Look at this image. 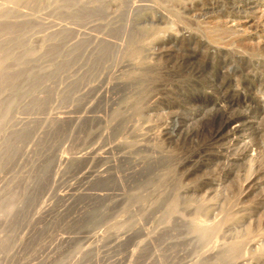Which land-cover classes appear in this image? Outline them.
Wrapping results in <instances>:
<instances>
[{"label": "rangeland", "instance_id": "obj_1", "mask_svg": "<svg viewBox=\"0 0 264 264\" xmlns=\"http://www.w3.org/2000/svg\"><path fill=\"white\" fill-rule=\"evenodd\" d=\"M16 1L0 264H264V0Z\"/></svg>", "mask_w": 264, "mask_h": 264}, {"label": "bare ground", "instance_id": "obj_2", "mask_svg": "<svg viewBox=\"0 0 264 264\" xmlns=\"http://www.w3.org/2000/svg\"><path fill=\"white\" fill-rule=\"evenodd\" d=\"M13 1H14V0H13ZM15 1H16V0H15ZM25 1H26V0H25ZM28 1H29V0H28ZM55 1H56V0H55ZM55 1H54V2H55ZM60 1H62V0H60ZM60 1H59V2H60ZM75 1H76V0H75ZM16 2H17V1H16ZM19 2H21V1H19ZM30 2H32V1H29L28 3H30ZM54 2L52 1L53 4H54ZM80 2H81V1H80ZM87 2H88V1H87ZM8 3H9V2H8ZM10 3H11V2H10ZM12 3H13V2H12ZM21 3H22V2H21ZM33 3H34V2H33ZM50 3H51V1H50ZM52 3H51V4H52ZM55 3H56V2H55ZM51 4H50V5H51ZM53 4H52V5H53ZM76 4H77V2H76ZM76 4H75V5H76ZM81 4H82V3H81ZM8 5H9V4H8ZM52 5H51V6H52ZM60 5H61V4H60ZM66 5H68V4L66 3ZM80 6H82V5H79V7H80ZM89 6H90V5H89ZM250 6H251V5H250ZM9 7H10V6H9ZM16 7H17V6H16ZM16 7H15V8H16ZM31 7H32V6H31ZM67 7H68V6H67ZM71 7H72V6H71ZM93 7H94V6H93ZM204 7H205V6H204ZM74 8H77V7H74ZM74 8H73V11H74ZM91 8H92V7H91ZM0 9H1V7H0ZM16 9H17V8H16ZM16 9H15L14 11H16ZM19 9H20V8H19ZM28 9H29V8H28ZM82 9H83V8H82ZM1 10H2V9H1ZM1 10H0V11H1ZM12 10H13V9H12ZM17 10H18V9H17ZM31 10H32V9H31ZM84 10H85V9H84ZM4 11H5V10H4ZM73 11H72V12H73ZM85 11H86V10H85ZM92 11H93V10H92ZM21 12H22V11H21ZM33 12H34V11H33ZM76 12H78L77 9H76V11H75V14H77ZM80 12H81V11H80ZM0 13H1V12H0ZM4 13H5V12H4ZM4 13L2 12L1 14L3 15ZM6 13H10L9 10H8ZM6 13H5V14H6ZM17 13H18V11H17ZM5 14H4V15H5ZM15 14H16V13H15ZM75 14H74V15H75ZM2 15H1V16H2ZM8 15H9V14H8ZM19 15H20V14H19ZM83 15H84V14H83ZM34 16H35V15H34ZM76 16H77V15H76ZM2 17H3V16H2ZM8 17H9V16H8ZM8 17H7V18H8ZM19 17H20V16H19ZM26 17H27V16H26ZM9 18H11V16H10ZM256 18H257V17H256ZM1 19H2V18H1ZM218 20H219V19H218ZM104 21H105V20H104ZM209 21H210V20H209ZM234 22H235V21H234ZM202 23H204V22H202ZM70 24H71V23H70ZM76 25H78V24H76ZM12 28H13V27H12ZM66 28H67V27H66ZM68 28H69V27H68ZM238 28H239V27H238ZM70 29H72V28L70 27L69 29H67V30H69V32L66 31L67 34L71 33V32H70ZM242 29H243V28H242ZM63 31H64V30H63ZM80 32H81V31H80ZM80 32H79V33H80ZM76 33H77V32H76ZM59 34H60V33H59ZM80 34H81V33H80ZM63 35H65V34H63ZM73 35H74V34H73ZM183 37H184V36H183ZM86 38H87V37H86ZM188 38H189V37H188ZM96 39H97V38H96ZM87 40H88V39H87ZM89 41H90V40H89ZM86 42H87V41H86ZM96 42H97V41H96ZM61 43H62V42H61ZM77 43H78V41H77ZM84 43H85V42H84ZM229 60H230V59H229ZM232 60H233V59H232ZM232 60H231V61H232ZM249 60H250V59H249ZM124 61H125V60H124ZM261 61H262V60H261ZM261 61H259V62H261ZM127 62H128V61H127ZM245 62H246V61H245ZM253 62H254V61H253ZM64 63H65V62H64ZM120 63H121V62H120ZM137 63H138V60H137ZM239 63H240V62H239ZM242 63L244 64V62H242ZM247 63H248V62H247ZM254 63H256V62H254ZM254 63H253V64H254ZM127 64H128V63H127ZM221 64H222V63H221ZM243 64H239V65L243 66ZM263 64H264V63H263ZM136 65H137V64H136ZM134 66H135V65H134ZM250 66H251V65H250ZM256 66H257V65H256ZM136 67H137V66H136ZM226 67H227V66H226ZM247 67H248V66H246V69H247ZM260 67H262V66H260ZM128 68H129V67H128ZM249 68H250V67H249ZM251 68H252V67H251ZM236 69H237V68H236ZM243 69H244V66H243ZM243 69H242V70H243ZM129 70H130V69H129ZM137 70H138V69H137ZM227 70H228V69H227ZM247 70H248V69H247ZM249 70H250V69H249ZM122 71H123V70H122ZM223 71H224V73L226 72L225 70H223ZM229 71H230V70H229ZM232 71H233V70H232ZM250 71H251V70H250ZM250 71H249V72H250ZM251 72H252V71H251ZM253 72H254V71H253ZM171 73H172V72H171ZM224 73H223V74H224ZM229 73H230V72H229ZM231 73H232V72H231ZM233 73H234V72H233ZM237 73H239V71H238ZM245 73H246V72H245ZM257 73H258V72H257ZM133 74H134V73H133ZM240 74H241V73H240ZM247 74H248V71H247ZM106 75H107V74H106ZM193 75H194V74H193ZM234 75H235V74H234ZM253 75H254V74H253ZM254 76H255V75H254ZM259 76H260V75H259ZM259 76H258V77H259ZM261 76H262V75H261ZM253 78H254V77H253ZM255 78H256V77H255ZM260 78H261V77H259V79H260ZM80 79H81V78H80ZM136 79H137V77H136ZM139 79H141V78L139 77ZM73 82H74V84H75V83H79L78 81H77V82H76V81H73ZM133 82H134V81H133ZM131 83H132V82H131ZM69 85H70V84H69ZM75 86H76V85H75ZM77 86H78V84H77ZM73 87H74V86H73ZM78 87H79V86H78ZM123 87H124V86H123ZM74 88H75V87H74ZM232 91H233V90H232ZM127 92H128V91H127ZM238 92H239V91H238ZM132 93H133V92H132ZM233 93H234V92H233ZM234 95H235V94H234ZM263 95H264V93H262V99H261V100H259V98H258V100H259V102H261V104H262V103L264 104ZM71 97H72V96H71ZM162 97H163V96H162ZM243 97H244V96H243ZM79 98H80V97H79ZM126 98H127V97H126ZM135 98H136V97H135ZM223 98H224V97H223ZM225 98H226V97H225ZM233 98H234V97H233ZM255 99H256V97H255ZM126 100H127V99H126ZM224 100H225V99H224ZM230 100H231V99H230ZM236 100H237V99H236ZM76 101H77V99H76ZM130 101H132V100L130 99ZM220 101H221V100H220ZM243 101H244V100H243ZM247 101H248V100H247ZM257 102H258V101H257ZM121 103H122V100H121ZM123 103H124V102H123ZM127 103H128V102H127ZM219 103H220V102H219ZM224 103H225V102H224ZM226 103H228V102H226ZM137 104H138V103H137ZM237 104H238V103H237ZM239 104H240V103H239ZM261 104H260V105H261ZM128 105H129V104H128ZM223 105H226V104H223ZM221 106H222V105H221ZM226 106H227V105H226ZM236 106H237V105H236ZM129 107H130V106H129ZM222 107H223V106H222ZM229 107H231V106H229ZM257 107H258V106H257ZM262 107H263V106H262ZM105 108H106V107H105ZM126 108L128 109V107H126ZM133 108H134V107H133ZM133 108H132V109H133ZM220 108H221V107H220ZM223 108L225 109L226 107H223ZM227 108H228V107H227ZM232 108H233V107H232ZM238 108H239V107H238ZM130 109H131V108H130ZM132 109H131V110H132ZM224 109H223V110H224ZM228 109H229V108H228ZM228 109H227V110H228ZM233 109H234V108H233ZM236 109H237V108H236ZM236 109H235V110H236ZM240 109H241V107H240ZM79 110H80V109H79ZM133 110H134V109H133ZM135 110H136V108H135ZM227 110H224V111H227ZM235 110H234V112H235ZM248 110H250V109H248ZM230 111H231V110H230ZM231 112L233 113V111H231ZM241 112H243V111H241ZM222 113H223V112H222ZM237 113H238V111H237ZM235 114H236V113H235ZM246 114H247V113H246ZM248 114H249V113H248ZM225 115H226V114H225ZM233 115H234V113H233ZM233 115L231 114V117L228 118V120H226V119H225L226 121L224 120V122H227V121H228L227 124L231 127V129H230L231 131L229 130V131H230V134H234L236 131L240 130V128L245 129V127H242V124H243V123H242V124H239V123H238V122H239V118L236 117L235 115H234V116H233ZM236 115H237V114H236ZM240 116H241V115H240ZM244 116H245V114H244ZM98 117H99V116H98ZM225 117H226V116H225ZM89 118H90V117H89ZM241 118H242V117H241ZM71 119H72V118H71ZM92 119H93V118H92ZM74 120H75V119H74ZM243 120H244V119H243ZM252 120H253V119H252ZM261 120H263V119H261ZM244 121H247V120H244ZM249 122H250V121H249ZM258 124H259V123H258ZM222 125H223V123H222ZM246 125H247V124H246ZM246 125H245V126H246ZM263 125H264V124H263ZM263 125H261V126H263ZM88 126H89V125H88ZM243 126H244V125H243ZM249 126H250V125H249ZM254 126H255V125H254ZM246 127H247V126H246ZM257 127H258V126H257ZM255 128H256V127H255ZM259 128H260V127H259ZM249 130H250V129H249ZM158 131H159V130H158ZM262 131H263V130H262ZM226 132H227V131H226ZM242 132H243V131H242ZM237 133H238V132H237ZM225 134H226V133H225ZM235 135H236V134H235ZM220 136H221V135H220ZM220 136H219V137H220ZM229 140H230V139H229ZM236 141H237V140H236ZM85 143H86V142H85ZM244 143H245V142H244ZM223 144H224V143H223ZM256 150H257V149H256ZM194 151H195V150H194ZM248 152H249V150H248ZM255 155H256V154H255ZM255 155H254V156H255ZM184 156H186V155H184ZM251 156H253V155H251ZM240 158H241V157H240ZM254 158H256V157H254ZM243 159H244V158H243ZM246 159H247V158H246ZM248 159H249V158H248ZM148 160H149V159H148ZM251 160H252V159H251ZM255 160H256V159H255ZM249 161H250V159H249ZM251 162H252V161H251ZM252 163H253V162H252ZM255 163H256V162H255ZM234 164H235V163H234ZM238 165H240V164H238ZM258 165H259V163H258ZM253 166H254V165H253ZM250 167H251V166H250ZM254 167H255V166H254ZM261 167H262V166L260 165L259 168H261ZM256 168H258V167H255V169H256ZM249 170H250V169H249ZM257 170H258V169H257ZM263 170H264V169H263ZM254 171H255V170H254ZM258 171H259V170H258ZM259 172H260V171H259ZM261 172H262V171H261ZM255 174H256V173H255ZM257 174H259V173L257 172ZM262 174H263V173H262ZM263 176H264V175H263ZM263 176H262V177H263ZM251 178H252V177H251ZM256 178H257V177H255L254 179H256ZM254 179H251V180L247 181L246 183L244 182L245 184L242 186L243 191H244L245 189H247V188H250V187L252 186V184L254 185V182H255ZM257 179H259V178H257ZM257 179H256V180H257ZM260 179H263V180H261V181H264V178H261V177H260ZM260 179H259V180H260ZM244 180H245V179H244ZM247 180H248V179H247ZM259 180H257V181H259ZM259 182H260V181H259ZM255 183H256V182H255ZM262 184H263V183H261L260 185H262ZM215 185H217V184H215ZM241 185H242V184H241ZM241 185H239V186H241ZM255 185H256V184H255ZM257 185H258V183H257ZM211 187H212V186H211ZM253 187H254V186H253ZM240 188H241V187H240ZM240 188H239V189H240ZM233 189H234V188H233ZM251 189H252V188H251ZM240 190H241V189H240ZM240 190H238V191H240ZM249 191H250V189H249ZM247 192H248V191H247ZM232 193H233V192H232ZM245 193H246V192H245ZM259 194H260V193H259ZM99 195H100V194H99ZM109 195H110V194H109ZM240 197H241V196H240ZM208 207H209V206H208ZM195 224H196V223H195ZM201 226H202V225H199V226H198V224H197V227H201ZM202 227H203V226H202ZM193 228H194V227H193ZM199 229H200V228H199ZM202 229H203V228H202ZM202 229H200V231H202ZM204 230H205V228H204ZM205 232H206V231H205ZM212 232H213V231H212ZM194 233H195V232H194ZM194 233H193V234H194ZM200 233L202 234V232H200ZM203 233H204V231H203ZM209 233H210V232H209ZM213 233H214V232H213ZM204 234H205V233H204ZM200 236H201V235H200ZM237 242H238V241H237ZM235 243H236V242H235ZM211 244H212V243H211ZM151 245H152V244H151ZM204 245H205V244H204ZM214 245H217V244H214ZM214 245H213V246H214ZM238 245H239V244H238ZM149 246H150V245H149ZM206 246H208V244H206ZM209 246H210V244H209ZM232 246H233V245H232ZM234 246H235V245H234ZM240 246H241V245H240ZM240 246H239V247H240ZM150 247H151V246H150ZM152 247H153V246H152ZM143 248H144V247H143ZM206 248H208V247H206ZM212 248H213V247H212ZM226 248H227V247H226ZM228 248H229V246H228ZM240 248H241V247H240ZM258 248H259V246H258ZM165 249H166V248H165ZM209 249H210V248H209ZM215 249H216V248H215ZM215 249H214L213 251H215ZM151 251H152V250H151ZM224 251H225V250H224ZM118 252H119V251H118ZM173 253H174V252H173ZM203 253H204V252H203ZM194 254H195V253H194ZM205 255H206V254H205ZM213 255H216V254H213ZM206 256H207V255H206ZM197 257H198V256H197ZM201 257H202V256H201ZM208 257H209V256H208ZM216 257H217V256H216ZM218 257H219V256H218ZM200 259H202V258H200ZM176 260H177V259H176ZM217 263H218V262H217ZM122 264H123V263H122Z\"/></svg>", "mask_w": 264, "mask_h": 264}]
</instances>
